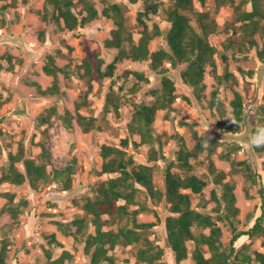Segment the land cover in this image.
<instances>
[{"label": "rangeland", "instance_id": "374dc122", "mask_svg": "<svg viewBox=\"0 0 264 264\" xmlns=\"http://www.w3.org/2000/svg\"><path fill=\"white\" fill-rule=\"evenodd\" d=\"M93 1L100 12L104 0ZM108 1L125 4L128 14L133 18L144 4L143 0H137L134 4L129 0ZM158 1L164 5L167 2ZM44 2L19 1L16 8H9L4 13L6 23L0 27V168L7 164L8 153H15L19 144H22L25 157L35 160L40 159L42 146L46 149L50 160L47 170L52 167L63 168L72 157L77 158L81 170L72 176L71 186L65 191L56 184L33 189L27 181L21 185L5 183L1 186V193L12 196V202L18 208L19 222L13 225L11 216L3 211L7 198L1 194L0 240L6 238L9 243L5 263L49 264L63 251H68L71 256L63 264H92L84 251V238L76 239L68 233L75 229L71 221L81 213L79 205L83 197H93L94 184L110 177L100 173L101 146H120L123 139L128 140L127 154L136 163L155 167L154 183L160 190L166 166L181 173V169L174 165L177 153L181 150H196L195 157L189 159L192 171L203 176L208 184L201 195H191L192 205L197 211L213 217L221 230L220 241L224 247H228L232 231L226 220L218 219L224 211L223 202L218 204L211 198V193L214 192L220 199L222 189L220 184L215 183V177L208 173V161H212L216 171L225 174L224 182H234L233 194L238 209L235 216L237 232L247 231L264 208L258 193L260 185L264 184V151L255 150L246 143L248 135L264 119V34L254 33L258 46L251 47L245 55L228 46L230 37L239 39L243 36L239 28L241 22L231 25L233 8L240 0H234V5L227 6L218 5L215 0H205L203 5L194 1V8L199 12H207L209 19L217 24L216 31L210 33L207 40L216 49L213 56L216 73L220 74L226 68L237 81L236 90L243 99V126L235 131H227L220 126V115L212 103V91L219 88V99L228 116L234 94L227 84L218 86L211 66L205 67L203 87L197 95L180 77L185 66H172L164 61V75L173 82L176 98L168 108L156 111L152 146L141 144L140 136L131 133L129 125L137 104H152L161 94L163 75L150 70L149 62L122 60L117 63L111 78L92 82V88L88 90L84 81L73 73V67L83 59L91 58L94 53L105 64L112 61L114 50L104 45L110 36L112 22L100 16L76 31H58L52 24L40 19L38 12ZM146 22L150 28L154 24L161 30L168 27L160 9L156 14H149ZM190 24L197 33L201 32L195 19ZM64 43L72 50L66 49ZM227 43L228 47L225 48ZM159 49L166 50L164 33L149 43L151 52ZM48 56L53 57L57 67L65 70L56 76L59 93L55 95H41L38 91V87L41 90L51 87L54 81L52 76L43 71ZM134 72L141 73L143 78H137ZM108 96H111L110 103ZM50 107H55L59 113L68 110L73 117L72 129L64 128L60 121L50 128L38 127L37 117ZM78 114L93 117L96 128L83 132L75 120ZM198 145H201L202 150L197 148ZM151 147L163 156L156 162H149ZM233 161L249 164L255 182L238 172L233 173V169L238 171L237 167L231 165ZM18 167L23 171L21 163H18ZM135 187L138 206L133 208L139 210L136 222L152 224L145 230L146 233L143 229L137 231L145 233L152 243L164 250L161 258L163 263L176 264L166 243L165 218L170 215L167 206L163 203L154 204L143 188L138 185ZM58 223L68 227L69 232L59 229ZM108 229L116 230L113 225L104 227V230ZM89 232L93 233V228ZM51 234H54L57 242L48 244ZM242 246V251L251 257H254V251L264 255V236L250 239L242 235L236 241L235 249ZM136 248L117 245L109 254L114 257L116 264H142L136 260ZM188 248V258L179 264H193L190 257L191 243H188ZM248 264L260 263L252 260Z\"/></svg>", "mask_w": 264, "mask_h": 264}, {"label": "trees", "instance_id": "16d2710c", "mask_svg": "<svg viewBox=\"0 0 264 264\" xmlns=\"http://www.w3.org/2000/svg\"><path fill=\"white\" fill-rule=\"evenodd\" d=\"M19 1L26 3L28 0H0L2 3L0 27L6 23L4 13H7L9 8H16ZM166 1V5H164L158 0H143V9L138 11L134 18L128 14V8L125 4L108 0L103 1L104 6L100 12L93 0H45L41 11L38 13L41 21L52 24L58 31H76L100 16L112 22L110 36L104 43L106 48L114 50L112 61L105 64L104 60L94 53L91 58H85L80 64L73 67V73L84 81L88 90L92 88V82L111 78L117 63L122 60H130L136 63L149 62L150 70L163 75L161 94L156 97L155 101L152 104L140 103L135 106L129 129L131 133L140 136L141 144H151L152 146L156 111L168 108L176 98L173 82L164 75V61H168L172 66H185L180 77L186 85L193 88L197 95L203 87L205 67L211 66L218 86L227 84L234 94V98L230 102V116H228L219 99V88L217 87L212 91V103L220 115V126L227 131L237 130L244 124L243 99L236 90L237 81L226 68L220 74L216 73V65L213 61L216 49L209 44L207 37L216 31L217 24L209 19L207 12H199L194 8V1L203 5L205 0ZM215 1L221 6L234 5V0ZM129 2L134 4L137 0H129ZM159 9L168 23L166 30H161L157 24L150 28L146 22L149 14H156ZM233 11L231 25L234 26L235 23L241 22L239 28H241L243 36L239 39L236 37L231 39L230 37L228 39L229 45L228 43L225 44V48L228 46L236 48V52L245 55L251 47L258 46L254 33L264 34V0H240ZM193 19L199 24L200 33H197L190 24ZM163 33L166 50L159 49L151 52L149 50L150 41ZM42 36L41 33V38ZM64 46L69 51L72 50L65 43ZM259 54L261 55L262 52L259 51ZM220 55L222 58L224 57L222 53ZM7 58L11 62V57L8 56ZM43 71L46 75L52 76L54 81L51 87L45 90L38 87V91L41 95L58 94L56 76L65 70L57 67L53 57L48 56ZM133 74L139 79L143 78L141 73L134 72ZM108 98L110 103L111 96ZM262 110L264 111V107ZM75 120L85 133L96 128V120L93 117L78 114ZM56 121H60L66 129L73 127L71 113L68 110L59 113L55 107L44 110L37 117V126L50 128ZM134 144L136 143L134 142ZM127 145L128 140L123 139L120 146L108 144L101 146L100 173L110 175V177L94 184V196L83 197L79 205L81 213L71 221L75 229L68 234L76 239L84 238V251L92 264H116L109 251L117 245L137 247L135 257L139 263L167 264L161 261L164 250L159 245L152 243L145 235V230L150 228L152 224L136 222V214L139 211L137 208H133L138 206L136 185L144 189L154 204L163 203L167 206L170 215L165 218L166 243L176 264L188 258V243L192 244L190 257L193 264H248L252 260L264 264L262 253L254 251V257H251L242 251L244 246L238 250L235 249V243L242 235L250 239L264 236V208L262 207L261 215L247 231L237 232L235 216L238 209L235 207L233 194L234 182L232 180L224 182L225 174L216 171L212 161H208L206 169L209 174L215 177V183L220 184L222 190L220 199H217L214 192L211 193V198L218 204L223 202L224 211L218 219L226 220L232 231L228 247L222 245L220 241L221 230L213 217L208 213L197 211L192 205L191 195H201L208 184L203 176L192 171L193 166L189 159L195 157L196 150L193 152L181 150L177 153L174 165L181 169V173H176L171 170L170 166H166L163 170V187L160 190L154 183L155 167L136 163L127 154ZM200 146L198 145L197 148L202 150ZM254 149L264 151V147ZM151 152L149 162H156L163 157L160 153L158 155L152 147ZM18 163L22 164L23 171L19 169ZM49 163L48 153L43 146L40 159L35 160L25 157L23 146L19 144L15 153H8L7 164L0 168V188L5 183L21 185L27 181L33 189L56 184L63 191L68 190L71 186L72 176L81 170L77 158H70L63 168L52 167L47 170ZM231 165L237 167L238 170L233 169V173L238 172L246 179L255 182L249 164L244 161H233ZM258 191L262 205H264V184L260 185ZM1 194L7 198V204L3 211L11 216L13 225L18 224V208L13 204L12 196L0 192ZM110 225L115 226L116 230H104L105 226ZM58 227L69 232L68 227L60 223H58ZM90 228H93V233L89 232ZM139 229H143L145 233L137 231ZM56 242L54 234H51L48 237V244ZM8 245L6 238L0 240V264H6ZM47 256L50 258L49 253ZM70 256L68 251H63L57 259L50 261L49 264H63V261Z\"/></svg>", "mask_w": 264, "mask_h": 264}, {"label": "clouds", "instance_id": "9594fccd", "mask_svg": "<svg viewBox=\"0 0 264 264\" xmlns=\"http://www.w3.org/2000/svg\"><path fill=\"white\" fill-rule=\"evenodd\" d=\"M233 123H235L234 120H233ZM246 143L249 147H252V148L264 147V122H261L254 129V131H252L248 135Z\"/></svg>", "mask_w": 264, "mask_h": 264}]
</instances>
